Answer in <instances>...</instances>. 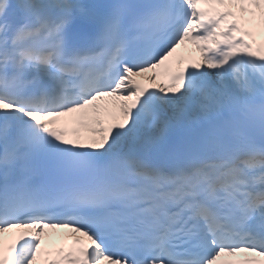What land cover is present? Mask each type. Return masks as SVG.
Returning <instances> with one entry per match:
<instances>
[{"label":"snow or ice","instance_id":"6c2138e0","mask_svg":"<svg viewBox=\"0 0 264 264\" xmlns=\"http://www.w3.org/2000/svg\"><path fill=\"white\" fill-rule=\"evenodd\" d=\"M0 264H264V0H0Z\"/></svg>","mask_w":264,"mask_h":264}]
</instances>
